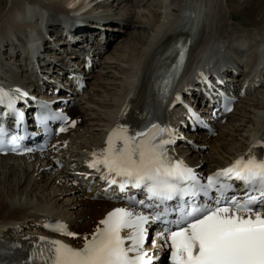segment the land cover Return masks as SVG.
<instances>
[{
  "label": "bare ground",
  "instance_id": "bare-ground-1",
  "mask_svg": "<svg viewBox=\"0 0 264 264\" xmlns=\"http://www.w3.org/2000/svg\"><path fill=\"white\" fill-rule=\"evenodd\" d=\"M2 1L0 73L28 80L39 75L37 72L31 78L26 73L31 65L22 56L21 48L30 36L28 41L31 45L35 40L41 41L43 52L37 62L40 75L45 77L41 79L45 89L50 84L54 86V72L65 68V58L69 53L85 50L95 53L98 42L108 40V31L127 34L115 44L108 42L107 46L112 45L117 52L108 51L99 60L96 75L89 74L94 84L100 83L104 94L98 97L82 94L79 97L81 103L97 104L91 116L93 119L81 107L69 110L82 119L88 118L83 126L68 128L66 133L61 132L53 138L67 141L59 153L45 150L30 156L0 157V168H4L0 173V235L3 237L10 236L6 231L7 224L18 223L15 227L21 226L19 233L25 236L41 232L44 222L50 217H59L68 222L72 231L80 232L81 236L72 239L77 243L82 240V235H89L97 227L113 203L89 199L81 187L70 185L67 180L71 173L69 163L80 162L83 165L91 153L105 147L106 133L118 123H128L142 111L151 78H157L159 66L169 58L171 43L177 38L191 37L187 71L195 62L204 65L207 60L222 56L228 50L225 46L231 41L246 49L245 74L258 64L256 59L264 52V0H159L156 7L148 0H130L129 3L128 0H114L116 11L113 14L108 7L112 3L107 1L98 5L95 0H52L51 3L42 0ZM97 8H101L100 13ZM231 11L253 19L251 27L242 33L233 32L229 21L233 19ZM189 21L200 24L201 28L194 36L189 33ZM6 58H13L15 63L5 61ZM34 67L32 64V69ZM24 85L27 90L29 85ZM166 110L163 117L169 114L168 107ZM215 126L217 131L213 140L218 144H215L214 151L202 152L194 161L186 157L189 164L199 161L200 170L223 167L245 154L254 142L264 140V82L252 93L241 97L227 115V120ZM208 138L205 134H198L195 141L202 144L208 142ZM50 156L67 157V166L55 168ZM35 163L39 165L36 169ZM45 172L47 175L44 177ZM40 177H44L42 182L49 185L47 189L44 184H36ZM31 187H34L32 191ZM63 196L57 203L56 198Z\"/></svg>",
  "mask_w": 264,
  "mask_h": 264
},
{
  "label": "snow or ice",
  "instance_id": "snow-or-ice-1",
  "mask_svg": "<svg viewBox=\"0 0 264 264\" xmlns=\"http://www.w3.org/2000/svg\"><path fill=\"white\" fill-rule=\"evenodd\" d=\"M176 47L179 55L172 71L157 85L162 94L168 92L186 55L183 44ZM14 91L19 96L0 88V104L6 103L19 119L15 102L26 94ZM220 95L224 109L230 110L232 101ZM42 107L47 109L48 105ZM144 112L147 114V109ZM43 119L67 117L48 113ZM164 132L171 130L142 120L139 127L118 123L107 134L105 147L99 154H91L88 167L100 173L107 185L121 191L126 187L140 189L145 199L130 198L129 206L107 212L80 247L49 241L39 253L41 264H154L153 255L146 251L149 224L160 225L152 246L156 247L157 240L163 241L161 248L169 249L170 264H264V148L258 142L203 182L192 168L169 154L167 145L174 140H165ZM17 139L0 124V149L7 145L11 151H19ZM236 183L242 185L240 195L236 194ZM170 207L174 218H169ZM53 230L77 235L58 221ZM29 260L36 264L35 256Z\"/></svg>",
  "mask_w": 264,
  "mask_h": 264
},
{
  "label": "rangeland",
  "instance_id": "rangeland-1",
  "mask_svg": "<svg viewBox=\"0 0 264 264\" xmlns=\"http://www.w3.org/2000/svg\"><path fill=\"white\" fill-rule=\"evenodd\" d=\"M42 1H44V2H46V3H51V2H53L52 0H42ZM96 2V5H98V4H100L102 1H107L108 3H112L110 6H108L109 7V9H110V14H113L115 11H116V7H115V3H114V0H95ZM129 1L130 0H128V3H129ZM149 2H152L151 4L154 6V7H156V5L155 4H157V2L159 1V0H148ZM234 1H238V0H234ZM3 3H5V0L4 1H2ZM8 3H9V1H8ZM8 3L6 4L7 5V7H8ZM98 3V4H97ZM95 4H94V7L96 6ZM151 5V6H152ZM83 8H81V10H82ZM100 9L101 8H97V10L99 11V13H100ZM231 14H232V17H233V19L232 20H229L230 21V23H231V26H232V31L233 32H235V33H242L245 29H247V28H249V27H251V22H252V20H251V18H248L247 16H245L243 13H238L237 11H231L230 12ZM244 15V16H243ZM112 16H115V15H112ZM114 20V19H113ZM115 23H112L111 25H114ZM117 25H119V24H117ZM106 31H107V29H105V33H106ZM109 33H108V38H110V36H112V34H115V35H113L112 36V38L113 39H115V40H113V44H115V43H117L118 41H120V39L121 38H125L126 36H127V34H125V33H118L117 31H112V32H110V31H108ZM113 32H117V33H113ZM111 33V34H110ZM110 35V36H109ZM107 36V35H106ZM7 51L8 50H5L4 52L5 53H7ZM108 51L109 52H117V50H114V48L112 47V45H110L109 47H108V49H107V52H106V54L108 53ZM13 58H10V59H4L5 61H8L9 63H15L13 60H12ZM16 65V64H15ZM17 66V65H16ZM116 72H118V70H115ZM97 71H95L94 70V72H92V74H94V76L96 75L95 73H96ZM93 76V75H92ZM94 79H93V77H88V86H87V88L83 91V95L84 94H86V95H95V96H101L102 94H104L103 93V91H102V89H101V87H100V83L98 82V84H94ZM99 85V86H98ZM97 104H93L92 105V103L91 102H82V103H80V106H81V108L82 109H84L87 113H88V116H90V118L91 119H93L91 116H93V114H94V111H95V109L97 108V106H96ZM74 115H76V117L77 118H80V120L78 121V124L79 125H81V126H83V124H84V120H87V116H85L84 117V119H82V117L81 116H77V115H79V114H74ZM83 116V115H82ZM214 137H215V135H213V136H210L209 138H208V142H202L203 144V146H204V149H203V153L205 152V153H212L213 151H214V148H215V146L218 144L217 142L218 141H216L215 142V140H213L214 139ZM216 138V137H215ZM209 140H211V142L209 141ZM217 143V144H216ZM213 144V145H212ZM216 144V145H215ZM202 152L201 151H199V154L201 155L202 154ZM194 156V155H193ZM35 167V166H34ZM30 168H31V166H30ZM36 168H38V166H36L35 167V169ZM4 170V168H0V173H2V171ZM31 173V172H30ZM47 172H45L44 174H43V176L45 177L47 174H46ZM44 177H40L37 181H36V184H39V185H41V184H44V182H42V181H44L43 180V178ZM22 183V181L20 182V184ZM23 184L24 183H22L21 184V186H23ZM20 186V187H21ZM32 186H34V185H32ZM48 184L47 183H45L44 184V188H48ZM33 188L34 187H31L30 188V190L32 191L33 190ZM37 194H39V193H37ZM58 196H60V195H58ZM65 196H63V197H61L60 199H58V198H56L57 200H56V202L57 203H59V202H61V200L64 198Z\"/></svg>",
  "mask_w": 264,
  "mask_h": 264
}]
</instances>
